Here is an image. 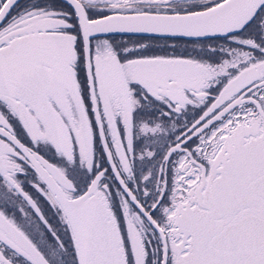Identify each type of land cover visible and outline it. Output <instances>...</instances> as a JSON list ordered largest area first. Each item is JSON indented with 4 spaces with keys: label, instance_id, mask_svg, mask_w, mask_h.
I'll use <instances>...</instances> for the list:
<instances>
[{
    "label": "snow or ice",
    "instance_id": "snow-or-ice-1",
    "mask_svg": "<svg viewBox=\"0 0 264 264\" xmlns=\"http://www.w3.org/2000/svg\"><path fill=\"white\" fill-rule=\"evenodd\" d=\"M0 264H264V0H0Z\"/></svg>",
    "mask_w": 264,
    "mask_h": 264
},
{
    "label": "flooded vegetation",
    "instance_id": "flooded-vegetation-1",
    "mask_svg": "<svg viewBox=\"0 0 264 264\" xmlns=\"http://www.w3.org/2000/svg\"><path fill=\"white\" fill-rule=\"evenodd\" d=\"M118 38H121V39H124V40H127L129 39V36L128 35H124L123 37H118ZM132 39H135L136 37H131Z\"/></svg>",
    "mask_w": 264,
    "mask_h": 264
}]
</instances>
